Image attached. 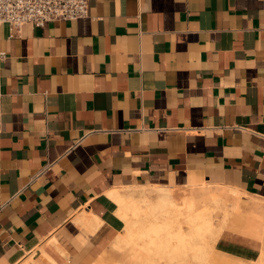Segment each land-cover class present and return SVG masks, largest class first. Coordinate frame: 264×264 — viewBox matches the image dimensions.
<instances>
[{
  "label": "crops",
  "instance_id": "crops-1",
  "mask_svg": "<svg viewBox=\"0 0 264 264\" xmlns=\"http://www.w3.org/2000/svg\"><path fill=\"white\" fill-rule=\"evenodd\" d=\"M200 183L264 201V0H89L73 21L0 23V264H96L122 229L108 190L160 191L162 209Z\"/></svg>",
  "mask_w": 264,
  "mask_h": 264
},
{
  "label": "bare ground",
  "instance_id": "bare-ground-1",
  "mask_svg": "<svg viewBox=\"0 0 264 264\" xmlns=\"http://www.w3.org/2000/svg\"><path fill=\"white\" fill-rule=\"evenodd\" d=\"M236 189L208 183L177 186L171 203L151 214L125 198V187L112 188L105 195L122 229L108 247L121 254L118 264H256L262 250L264 201H241L243 194ZM81 221L87 231L102 223L94 214ZM225 230L258 244L231 253L219 242ZM96 264L109 261L101 257Z\"/></svg>",
  "mask_w": 264,
  "mask_h": 264
},
{
  "label": "built area",
  "instance_id": "built-area-1",
  "mask_svg": "<svg viewBox=\"0 0 264 264\" xmlns=\"http://www.w3.org/2000/svg\"><path fill=\"white\" fill-rule=\"evenodd\" d=\"M89 0H0V23L12 33L25 24L35 27L51 21H73L87 16Z\"/></svg>",
  "mask_w": 264,
  "mask_h": 264
},
{
  "label": "rangeland",
  "instance_id": "rangeland-1",
  "mask_svg": "<svg viewBox=\"0 0 264 264\" xmlns=\"http://www.w3.org/2000/svg\"><path fill=\"white\" fill-rule=\"evenodd\" d=\"M173 189H171V193H172ZM123 195L133 205H138L141 208V210L145 213L149 212L151 214H156L160 211V209H158L160 203L162 202L161 197H160L162 195V193L160 191L147 190L142 194L141 197H137V198L132 197L131 195H129L126 192H124ZM140 195L141 194H139V196ZM169 203H171V200ZM227 231H229V230H225L222 233V236H221V238H219V241H224V242H226L227 245L230 244L229 246H231V243H233L232 239H233L234 235L236 237L238 235L236 233H232L231 231H229V232H227ZM260 241H261L260 242L261 249L264 251V231H263V234L261 236ZM262 250L256 255V264H264V252ZM120 258H121V254L116 252V251H113L109 247H107L106 251L102 255V259L109 261V264H118V260H120Z\"/></svg>",
  "mask_w": 264,
  "mask_h": 264
}]
</instances>
